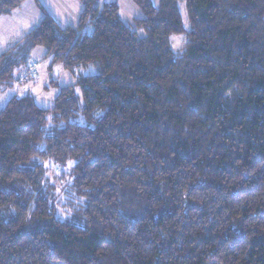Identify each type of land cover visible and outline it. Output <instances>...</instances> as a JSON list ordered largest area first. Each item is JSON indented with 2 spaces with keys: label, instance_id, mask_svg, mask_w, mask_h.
I'll return each instance as SVG.
<instances>
[{
  "label": "trees",
  "instance_id": "obj_1",
  "mask_svg": "<svg viewBox=\"0 0 264 264\" xmlns=\"http://www.w3.org/2000/svg\"><path fill=\"white\" fill-rule=\"evenodd\" d=\"M82 2L0 57V264H264V0ZM37 47L49 109L7 98Z\"/></svg>",
  "mask_w": 264,
  "mask_h": 264
},
{
  "label": "crops",
  "instance_id": "obj_2",
  "mask_svg": "<svg viewBox=\"0 0 264 264\" xmlns=\"http://www.w3.org/2000/svg\"><path fill=\"white\" fill-rule=\"evenodd\" d=\"M116 1L121 8L122 18L127 24H133L135 20L143 18L142 12L133 0ZM153 1L158 5L159 0ZM84 9L82 0H26L12 14L0 17V57L37 29L45 14L50 15L62 28H76ZM30 59L36 75L8 92L7 98L16 94L31 93L41 108H52L59 89L75 85V78L64 70L62 65H55L42 47H37ZM53 81L59 88L52 85Z\"/></svg>",
  "mask_w": 264,
  "mask_h": 264
},
{
  "label": "rangeland",
  "instance_id": "obj_3",
  "mask_svg": "<svg viewBox=\"0 0 264 264\" xmlns=\"http://www.w3.org/2000/svg\"><path fill=\"white\" fill-rule=\"evenodd\" d=\"M31 69H32V68H31ZM32 77H34V76H31L30 79H31ZM48 179H50V183H53V182H54V181H53V175L49 174V175H48ZM60 201H61V204H64V197L61 196V193L59 192V197H58V199H57V203H60ZM64 207H65V206H61L60 208H58V212H59V214L62 215L63 217H70V216H67V215H66V210L63 209Z\"/></svg>",
  "mask_w": 264,
  "mask_h": 264
}]
</instances>
